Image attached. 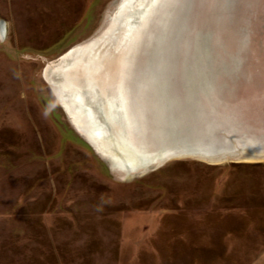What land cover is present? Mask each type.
Segmentation results:
<instances>
[{"label":"rangeland","instance_id":"obj_1","mask_svg":"<svg viewBox=\"0 0 264 264\" xmlns=\"http://www.w3.org/2000/svg\"><path fill=\"white\" fill-rule=\"evenodd\" d=\"M146 1L144 27L114 25L110 39L103 33L117 0H0L10 25L0 42V264H264V156L216 164L184 156L128 177L74 126L45 78L72 47L102 37L92 74L98 99L110 111L104 100L122 86L144 104L136 125L122 103L123 120L111 115L132 143L153 151L242 123L252 133L222 139L234 146L250 136L264 154V130L246 123L243 105L264 108V35L247 25L264 20L252 13L264 0ZM165 10L176 16L162 29ZM83 73H74L82 85ZM227 107L239 122L221 127L216 113Z\"/></svg>","mask_w":264,"mask_h":264},{"label":"bare ground","instance_id":"obj_2","mask_svg":"<svg viewBox=\"0 0 264 264\" xmlns=\"http://www.w3.org/2000/svg\"><path fill=\"white\" fill-rule=\"evenodd\" d=\"M117 9L114 11V14L111 16V21L109 29H107L104 33L107 35H110V39L113 38V31L114 26L117 30V27L120 25H125V27L132 26L137 24H140L141 26L144 27V24H146V13H147V8L149 5V1L142 0L140 3V6H138L136 3V0H117ZM173 1V0H172ZM244 1V0H243ZM184 2V1H183ZM186 2V1H185ZM184 2V4H185ZM200 2V1H199ZM156 3V2H155ZM172 3V2H171ZM170 3V4H171ZM175 3V2H174ZM191 3V2H190ZM201 3V2H200ZM235 3V2H234ZM168 4V5H170ZM173 4V3H172ZM183 4V3H181ZM236 4V3H235ZM153 5V4H151ZM168 5H166L168 7ZM186 7L188 6L185 5ZM184 7V8H186ZM152 9V8H151ZM162 9V8H161ZM174 9V8H173ZM183 9V8H182ZM193 9V8H192ZM216 9V7H215ZM154 10V9H153ZM169 10V9H168ZM186 10V9H185ZM151 11V10H149ZM156 11V10H155ZM171 11V10H169ZM193 11V10H190ZM215 11V10H214ZM240 11H243V8H240ZM152 12V11H151ZM150 12V13H151ZM159 12V11H158ZM187 12V11H186ZM185 13V12H184ZM190 13V12H189ZM214 13V12H213ZM223 13V12H222ZM236 13V12H235ZM158 14V13H157ZM150 15V14H149ZM186 15V14H185ZM188 15V14H187ZM151 16V15H150ZM149 16V17H150ZM176 13L172 16V12L169 14L167 13V10L162 12V18H164V21L160 22L162 29H166V23L168 25H172V17L173 19L175 18ZM190 16V15H189ZM109 17V16H108ZM184 17V16H183ZM193 17V16H192ZM189 18V17H187ZM182 19V18H181ZM222 19V18H221ZM177 22L179 21V18L175 19ZM249 20V19H248ZM182 21V20H181ZM184 21V20H183ZM192 21V20H191ZM150 22V21H149ZM237 22V21H236ZM158 23V22H157ZM171 23V24H170ZM186 23V22H185ZM181 24V23H180ZM151 25V24H150ZM179 23L177 24V26ZM146 26V25H145ZM153 26V25H152ZM180 26V25H179ZM149 27V26H148ZM168 27V26H167ZM146 28V27H145ZM198 28V27H197ZM196 28V30H197ZM128 29V28H127ZM179 29V28H178ZM185 29V28H184ZM199 29V28H198ZM187 30V29H186ZM138 31V30H137ZM165 31V30H164ZM188 31V30H187ZM203 31V30H201ZM168 32V30L166 31ZM173 32V31H172ZM175 32V31H174ZM179 32V31H178ZM181 32V31H180ZM176 33V32H175ZM206 33V32H205ZM164 35V33L162 32ZM160 34V35H162ZM247 34V33H246ZM126 35V34H125ZM173 35V34H172ZM178 35V34H177ZM127 36V35H126ZM176 36V35H174ZM124 37V36H123ZM140 37V36H139ZM157 37V36H156ZM194 37V36H193ZM102 37L99 38H91L90 40L77 44L74 47H72L65 55L61 56L60 59L57 62H54L50 65H48L45 69L44 75L45 78L47 79L48 83L52 86L53 92L57 96L58 100L61 102L62 107L65 109V111L69 114L74 126L83 134L85 135L90 141L92 146L97 150V152L104 158L107 159L110 164L113 167L118 168L119 170H122L123 173H125L126 176H131L132 174L136 173L137 171L140 170H145L147 167H154L156 165H161V163H165L168 160H172L175 158H180V157H186V156H196L201 158V160L206 159L210 161V163H221L223 161H226L229 158H238L237 162H251V161H259L262 160L261 158L264 156V154L260 153V148L254 144V139L249 136V141L247 143H240V144H235L234 146L229 145L226 142H229V138L224 140L222 139L225 136L226 131H228L229 135L231 133L235 134L241 133L244 134L245 132L249 131L252 133V129L244 127L242 123L238 124L235 126L236 130H228L225 128H220V132H212L210 133H204L201 132L200 136L198 139H192V140H187L186 142H183L182 144L179 142L178 144H173L165 147H160L157 150H149L145 148V145L143 141H138L135 143H132L133 141L131 140L130 137H128L126 134L121 133V131L115 130V126L113 125V122L111 118L113 117L116 119V122H118L116 117H119V121L123 120V114L119 112V110L123 107L125 109V114L129 115L128 117L130 120L133 122L139 121L140 118V113L143 111L141 107L144 106V104H140L139 99L137 96H130V99L127 98L129 97V93L127 94V88L124 89L121 86V90L119 89L118 95H114L111 99L108 96H106V101L107 107H109L108 110H106V105L98 99V92L95 89V84L92 81V74L93 71H95V68L97 66H101V54L100 51H98L101 47V39ZM116 38V37H115ZM125 38V37H124ZM164 38V37H163ZM162 38V39H163ZM175 38V37H174ZM183 38V36H182ZM186 38V37H185ZM191 38V37H190ZM165 39V38H164ZM176 39V38H175ZM193 39V38H191ZM161 40V39H160ZM182 40V39H181ZM249 40V38H248ZM159 41V40H158ZM172 43V42H171ZM152 45V44H151ZM182 45V44H181ZM259 45V43H258ZM163 46V45H162ZM261 47V46H260ZM150 48V47H149ZM156 48V47H155ZM181 48V47H180ZM184 48V47H183ZM182 48V49H183ZM197 48V47H196ZM244 48V47H243ZM161 49V48H160ZM188 49V48H186ZM263 48L261 47V50ZM171 50V49H170ZM168 50V51H170ZM173 50V49H172ZM155 51V50H154ZM167 51V50H166ZM167 51V52H168ZM182 51V50H181ZM247 51V50H246ZM156 52V51H155ZM154 52V53H155ZM173 52V51H171ZM133 53V52H132ZM159 53V52H158ZM174 53V52H173ZM187 53V52H186ZM152 54V53H151ZM162 54V53H161ZM170 54V53H169ZM175 54V53H174ZM243 54V53H242ZM104 55V54H103ZM241 55V54H240ZM162 56V55H161ZM165 56V55H164ZM169 56V55H167ZM243 56V55H242ZM160 57V56H159ZM199 57V56H198ZM59 58V57H58ZM57 58V59H58ZM168 58V57H167ZM178 58V57H177ZM194 58V57H193ZM202 58V57H200ZM235 58V57H234ZM56 59V60H57ZM175 59V58H174ZM236 59V58H235ZM149 60V59H148ZM156 60V59H154ZM160 60V59H159ZM200 60V59H198ZM204 60V59H203ZM152 62V61H151ZM165 63V61H162ZM167 62V61H166ZM184 62V61H183ZM156 63V62H153ZM171 63V62H170ZM160 64V63H159ZM159 64H157L159 66ZM163 64V63H162ZM202 64V63H201ZM208 64V63H207ZM130 65V64H129ZM146 65V64H145ZM167 65V64H166ZM172 65V63H171ZM179 65V64H178ZM204 65V64H203ZM206 65V64H205ZM204 65V67H206ZM129 67V66H128ZM151 67V66H150ZM163 67V66H162ZM170 67V65H169ZM81 68L83 73V79H84V84L82 85L78 81V77L76 76L75 69ZM125 68V67H124ZM192 68V67H191ZM238 68V67H235ZM125 70V69H124ZM123 70V71H124ZM173 70V69H172ZM176 70V69H175ZM190 70V69H189ZM128 71V70H127ZM158 71V70H157ZM208 71V70H207ZM126 72V71H125ZM147 72V71H146ZM152 72V71H151ZM81 73V72H80ZM130 72L128 71L125 74H129ZM159 73V72H158ZM157 73V74H158ZM169 73V71H168ZM185 73V72H183ZM156 74V73H155ZM180 74V73H179ZM78 75V74H77ZM151 75V74H150ZM162 76V72L160 74ZM178 75V74H177ZM187 75V74H186ZM79 76V75H78ZM81 76V75H80ZM165 76V75H163ZM197 76V75H196ZM128 77V76H127ZM148 77V78H147ZM146 79L150 80V78L147 75ZM156 77V75H155ZM170 77V76H169ZM180 77V76H179ZM187 77V76H185ZM81 78V79H82ZM130 78V77H129ZM159 78V77H158ZM157 78V79H158ZM80 79V77H79ZM128 79V78H127ZM156 79V80H157ZM160 79V78H159ZM163 79V78H162ZM188 79V78H187ZM166 80V79H165ZM190 80H193L192 78ZM189 80V81H190ZM125 80L123 81L125 84ZM130 81V80H129ZM147 82V80H145ZM159 81V80H158ZM168 81V80H167ZM127 83V82H126ZM142 83V82H141ZM155 83V81H154ZM264 83V82H263ZM140 84V83H139ZM145 84V83H144ZM149 84V83H148ZM129 85V84H127ZM138 85V84H137ZM142 85V84H141ZM159 85V84H157ZM173 85V84H172ZM95 86V87H94ZM156 86V85H155ZM170 86V84H169ZM263 86V85H262ZM125 87V86H124ZM131 87V86H130ZM128 87V90L129 88ZM173 87H175L173 85ZM172 87V88H173ZM99 88V87H97ZM142 88V87H141ZM157 88V87H156ZM261 88H264L261 87ZM100 90V89H99ZM132 90V89H131ZM148 90V89H147ZM152 90V89H151ZM176 90V89H175ZM174 90V92H175ZM182 90V88H181ZM210 90V89H209ZM247 90V89H246ZM258 90V88H257ZM115 91V90H114ZM134 91V89H133ZM145 91V90H144ZM170 91V89H169ZM168 91V92H169ZM132 91H130L131 94ZM136 92H138L136 90ZM141 92V90L139 91ZM162 92V91H161ZM257 92V91H256ZM101 93V92H100ZM135 93V92H134ZM153 93V92H152ZM157 93V91L155 92ZM158 93H160L158 91ZM172 93V92H169ZM219 93V92H218ZM217 93V94H218ZM142 94V93H141ZM205 94V93H204ZM100 95V94H99ZM103 95V94H102ZM134 95H137L136 93ZM145 95V94H144ZM143 95V96H144ZM151 95V94H150ZM180 95V94H179ZM148 96V95H146ZM159 96V94H158ZM178 96V95H177ZM176 96V97H177ZM251 96V95H250ZM108 97V98H107ZM207 97V96H206ZM151 98V96H150ZM157 98V97H156ZM161 98V97H160ZM181 98V97H180ZM117 99V101H116ZM171 99V97H170ZM141 100V99H140ZM145 100V99H144ZM151 100H153L151 98ZM178 100V98H177ZM148 101V100H147ZM150 101V100H149ZM170 101V100H169ZM182 101V100H181ZM226 105H228L227 98L225 99ZM153 102V101H152ZM160 102V101H159ZM158 102V103H159ZM172 102V101H171ZM177 102V101H176ZM122 103V106L121 105ZM182 103V102H181ZM220 103V102H219ZM104 104V105H103ZM153 104V103H152ZM235 104V103H234ZM250 105L243 104L246 106V109L248 108L247 116L250 118L249 122L247 121L246 123L249 124H254L256 127L257 126H262L264 130V108L263 110H255V105L256 102L249 103ZM171 105V104H170ZM183 105V104H182ZM209 105V104H208ZM180 106V105H179ZM155 107V106H154ZM237 106H235L236 108ZM147 108V107H146ZM149 108V107H148ZM147 108V110H148ZM174 108V107H173ZM233 108V107H232ZM240 108V107H239ZM144 109V108H143ZM163 110V108H161ZM209 109V108H208ZM207 109V110H208ZM152 111V109L150 108ZM192 110V109H191ZM227 110V111H226ZM129 111V112H128ZM160 111V110H159ZM158 111V112H159ZM190 111V110H189ZM146 112V110H145ZM153 112V111H152ZM161 112V111H160ZM219 114L220 113V119L218 120L222 121L221 127L225 126L224 123L233 126L236 125L238 121V114L236 113V109H230L227 107L225 111L220 109L217 111ZM230 116H227L226 114H229ZM144 113V112H143ZM155 113V112H153ZM236 113V114H235ZM146 114V113H145ZM156 114V113H155ZM161 114V113H160ZM158 113V115H160ZM183 114V113H182ZM214 114V116H216ZM112 115V117H111ZM122 115V116H121ZM143 115V114H142ZM141 115V116H142ZM197 115V114H196ZM157 116V115H156ZM188 116V115H187ZM210 116V114H209ZM125 117V116H124ZM161 117V116H160ZM212 117V116H211ZM241 117V116H240ZM245 117V115H243ZM127 118V117H126ZM144 118V117H142ZM159 118V117H158ZM173 118V117H172ZM213 118V117H212ZM263 118V119H262ZM162 119V118H161ZM178 119V118H177ZM196 119V118H195ZM199 119V118H198ZM210 119V118H209ZM244 119V118H243ZM248 119V118H246ZM125 120V119H124ZM146 120V119H145ZM175 120V119H173ZM203 120V119H202ZM208 120V119H207ZM212 120V119H211ZM245 120V119H244ZM261 122H263L261 125ZM112 121V122H111ZM157 121V120H156ZM163 121V119H162ZM181 121V120H180ZM201 121V120H200ZM210 121V120H209ZM125 122V121H124ZM130 122V121H129ZM132 122V123H133ZM127 123V122H126ZM143 123V122H142ZM146 123V121L144 122ZM155 123V122H154ZM153 123V124H154ZM159 123V122H158ZM188 123V122H187ZM216 123V122H215ZM245 123V124H246ZM116 124V123H114ZM134 124V123H133ZM137 122L135 123V125ZM151 124V125H153ZM157 124V123H156ZM154 124V125H156ZM186 124V123H185ZM212 124V123H211ZM123 125V124H122ZM124 125H130V124H124ZM153 125V126H154ZM189 125V124H188ZM214 125V124H212ZM127 126V128H128ZM251 126V125H250ZM133 127V125H132ZM140 127V126H139ZM175 127V126H174ZM190 127V126H189ZM199 127V126H198ZM214 127V126H213ZM253 127V126H252ZM136 128V127H135ZM134 128V129H135ZM145 128V126H144ZM219 128V127H218ZM121 129V128H120ZM142 129V128H139ZM226 129V130H225ZM233 129V127L231 128ZM132 130V129H131ZM136 130V129H135ZM177 130V129H176ZM117 131V133H116ZM138 131V130H137ZM144 131V130H143ZM154 131V130H153ZM123 132V131H122ZM136 132V131H135ZM131 133V132H130ZM133 133V132H132ZM160 133V132H159ZM250 133V134H251ZM263 133V132H262ZM139 134V132H138ZM152 134V133H151ZM164 134V133H163ZM257 134V133H256ZM161 135V134H160ZM167 135V134H165ZM192 135V134H190ZM136 136V135H134ZM139 136V135H138ZM185 138L186 135H184ZM233 136V137H234ZM241 136L244 135H238L237 138H241ZM246 136V134H245ZM248 136V135H247ZM246 136V137H247ZM256 136V135H255ZM133 137V135H132ZM140 137V136H139ZM142 137V136H141ZM170 137V136H169ZM176 137V136H175ZM166 138V136H165ZM193 138V137H192ZM226 138V137H225ZM236 138V139H237ZM141 139V138H140ZM160 139V138H159ZM261 139V138H260ZM156 141V139H154ZM168 140V139H167ZM176 140V139H175ZM232 140V138H231ZM247 140V138H246ZM132 141V142H131ZM152 141V140H151ZM163 141V140H162ZM166 141V140H165ZM171 141V140H170ZM174 141V140H173ZM183 141V139H182ZM240 141V139H237V142ZM226 144H225V143ZM156 143V142H155ZM232 143V141H231ZM157 145V144H156ZM158 146V145H157ZM263 148V147H262ZM264 149V148H263ZM242 154V155H239Z\"/></svg>","mask_w":264,"mask_h":264},{"label":"water","instance_id":"obj_3","mask_svg":"<svg viewBox=\"0 0 264 264\" xmlns=\"http://www.w3.org/2000/svg\"><path fill=\"white\" fill-rule=\"evenodd\" d=\"M262 5H263V2L262 3H260L259 5L256 3L255 4V7H254V9H252V13H253V17H254V15L256 14V12L257 13H259V12H261V14L264 12V11H262ZM249 9V8H248ZM260 9V10H259ZM246 14H248V11H247V13ZM255 19V18H254ZM3 21V20H2ZM244 21V20H243ZM246 21V20H245ZM245 21L243 22V23H245ZM256 21V20H255ZM249 23V22H248ZM247 25H249V28L251 27L252 29L250 30V31H252V33H253V31H254V33L257 31V32H259L261 35H264V20L262 19H260V22L258 21L257 22V24L256 25H250V23L249 24H247ZM257 25H259L258 27H257ZM240 28H242V29H240V33L239 32H237V34H239V36H241V34L243 33V27H241V25H240ZM259 28V29H258ZM245 29V28H244ZM242 43H245L244 41H242Z\"/></svg>","mask_w":264,"mask_h":264},{"label":"clouds","instance_id":"obj_4","mask_svg":"<svg viewBox=\"0 0 264 264\" xmlns=\"http://www.w3.org/2000/svg\"><path fill=\"white\" fill-rule=\"evenodd\" d=\"M10 25L7 21L0 20V42L7 39L9 35Z\"/></svg>","mask_w":264,"mask_h":264}]
</instances>
